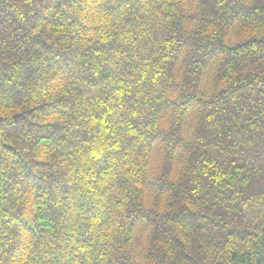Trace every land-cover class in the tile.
Here are the masks:
<instances>
[{"label":"trees","instance_id":"obj_1","mask_svg":"<svg viewBox=\"0 0 264 264\" xmlns=\"http://www.w3.org/2000/svg\"><path fill=\"white\" fill-rule=\"evenodd\" d=\"M0 264H264V0H0Z\"/></svg>","mask_w":264,"mask_h":264},{"label":"rangeland","instance_id":"obj_2","mask_svg":"<svg viewBox=\"0 0 264 264\" xmlns=\"http://www.w3.org/2000/svg\"><path fill=\"white\" fill-rule=\"evenodd\" d=\"M208 79H209V75H206V76L204 77L203 82H202V87H201V88H202L203 90H206V88H207Z\"/></svg>","mask_w":264,"mask_h":264}]
</instances>
